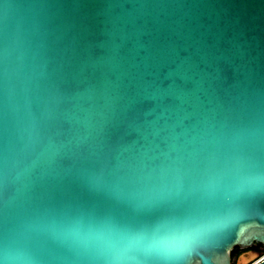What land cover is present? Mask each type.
Listing matches in <instances>:
<instances>
[{
  "label": "water",
  "instance_id": "1",
  "mask_svg": "<svg viewBox=\"0 0 264 264\" xmlns=\"http://www.w3.org/2000/svg\"><path fill=\"white\" fill-rule=\"evenodd\" d=\"M258 243L264 0H0V264Z\"/></svg>",
  "mask_w": 264,
  "mask_h": 264
},
{
  "label": "flooded vegetation",
  "instance_id": "2",
  "mask_svg": "<svg viewBox=\"0 0 264 264\" xmlns=\"http://www.w3.org/2000/svg\"><path fill=\"white\" fill-rule=\"evenodd\" d=\"M239 249L237 250L238 251V254H237V257H236V261L237 259L239 258V256L244 253V252H248V251H253L255 252L256 254H259L262 252V249L264 248V246L260 243L250 247V248H247V249H242L240 247H238Z\"/></svg>",
  "mask_w": 264,
  "mask_h": 264
},
{
  "label": "built area",
  "instance_id": "3",
  "mask_svg": "<svg viewBox=\"0 0 264 264\" xmlns=\"http://www.w3.org/2000/svg\"><path fill=\"white\" fill-rule=\"evenodd\" d=\"M262 260H264V251L259 253L255 259H253L252 261L248 262L247 264H258Z\"/></svg>",
  "mask_w": 264,
  "mask_h": 264
},
{
  "label": "trees",
  "instance_id": "4",
  "mask_svg": "<svg viewBox=\"0 0 264 264\" xmlns=\"http://www.w3.org/2000/svg\"><path fill=\"white\" fill-rule=\"evenodd\" d=\"M239 248L238 247H235L233 252H232V256H233V263L232 264H236V257H237V254H238V250ZM262 251H264V248L262 249Z\"/></svg>",
  "mask_w": 264,
  "mask_h": 264
}]
</instances>
